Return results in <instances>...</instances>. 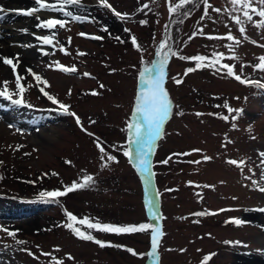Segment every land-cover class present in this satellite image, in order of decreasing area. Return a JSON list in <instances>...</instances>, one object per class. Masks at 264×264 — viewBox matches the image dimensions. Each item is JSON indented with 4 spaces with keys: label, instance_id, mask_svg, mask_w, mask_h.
<instances>
[{
    "label": "rangeland",
    "instance_id": "374dc122",
    "mask_svg": "<svg viewBox=\"0 0 264 264\" xmlns=\"http://www.w3.org/2000/svg\"><path fill=\"white\" fill-rule=\"evenodd\" d=\"M108 2L127 17L118 18L99 0H80L79 5H66V11L81 20L52 10L49 13L54 16L20 15L13 20L15 26L33 21L34 31L26 32L32 43L25 51L19 50L26 54L14 51L15 72L4 63L0 67V90L2 82L8 81L13 99H18L17 73L24 77L21 84L26 88L24 105L0 97V262L150 264L151 230L116 234L89 230L78 222L74 225L113 245L100 247L79 239L65 224L67 212L78 220L88 218L101 224H150L138 169L124 151L141 87L140 73L159 59V45L169 35L171 51L177 54L169 57L166 67L165 88L173 109L147 156L151 170L153 160L157 163L159 186L153 205L164 223L158 264H202L209 254L213 255L207 264H230L240 253L262 255L260 228L251 222L237 225L231 221H245L242 216L248 211L264 219V192L259 191L264 187V89L242 84L215 68H199L185 75L196 62L179 57L202 55L209 57L205 61L208 63L216 58L214 53H223L221 64L235 65L234 71L242 78L264 84V71L255 67L264 57V28L257 27L264 18L253 15L254 22L245 20L246 32L241 34L232 15L242 13L232 11L229 0H209L213 7L208 9V16H204L199 0L195 7L188 5L181 10H190L188 16L170 13L169 0ZM145 4L148 8L143 7ZM31 5L37 7L33 2ZM12 8L20 9L15 4ZM215 8L221 12H215ZM47 19L67 23L64 28L38 27ZM6 24L0 20V41L5 47L27 44L12 42L3 28ZM200 29L203 35L198 34ZM229 32L242 41L232 50L228 48L232 41L209 38L226 37ZM33 34L50 36L52 43L38 45ZM132 36L139 47L133 45ZM57 64L74 66L77 71L62 72ZM28 69L50 86L38 84ZM85 72L90 75L85 76ZM174 78L182 83L176 84ZM41 87L67 105L69 112L76 113L87 131L59 104L52 103L39 90ZM93 91L98 94L93 95ZM225 103L232 109H242V113L229 112ZM3 109L9 111L4 113ZM223 116L229 119L220 118ZM97 138L106 152L116 157V162L107 167H102L104 162L94 142ZM131 147L134 152L135 145ZM164 160L168 163H161ZM230 160L243 164L233 165ZM89 175L93 186L70 192L57 202L41 196L63 191L73 182L82 183ZM201 212L206 214L198 215ZM237 241L240 243H228Z\"/></svg>",
    "mask_w": 264,
    "mask_h": 264
},
{
    "label": "snow or ice",
    "instance_id": "6c2138e0",
    "mask_svg": "<svg viewBox=\"0 0 264 264\" xmlns=\"http://www.w3.org/2000/svg\"><path fill=\"white\" fill-rule=\"evenodd\" d=\"M61 5H79L80 0H59ZM200 3L204 5V16H208V9L212 8L213 6L209 3V0H199ZM232 11L234 12H240L241 15H232V20L235 22L237 26H239V32L241 34H244L246 32V28L244 27L245 20L248 22H254L253 21V15H257L261 18H264V0H229ZM100 5H102L105 8L111 9L112 12L120 19H125L127 17V14H121L117 12L112 5L108 2V0H99ZM198 3V0H179L178 3L173 4L171 0H169V12L172 14H182L184 16L190 15V10L181 12L182 9H185L186 6L192 5L195 7ZM35 4L37 7H33L28 10H22V14L27 16H32L38 11L42 9H52L56 11L63 12V15L66 17H72L73 20H81L82 18L80 16H74L72 12L70 11H64L62 7H57L56 5L49 4L47 0H35ZM144 8H148V5L145 4L143 6ZM5 9L0 8V13H3ZM215 12L220 13L221 9L215 8ZM231 15V13H229ZM243 17V18H242ZM203 18V17H202ZM211 19V17H208ZM182 22V21H180ZM67 21L62 19H47L45 21H42L38 27H43L46 29H56L64 28ZM141 23H147L146 21H141ZM167 27V26H165ZM257 27L264 28V19L260 20V22L257 24ZM105 32L108 31L107 27L103 29ZM125 31H129L126 29ZM198 34L203 35V30H198ZM80 35H85L84 33H81ZM92 39L100 40L103 39V37L100 36H93ZM210 39H227L228 41H232L233 44H229L228 48L230 50L233 49L234 45H239L242 41L234 37L231 32L227 34L226 37H209ZM247 39V37H244ZM40 39L45 44H51L52 43V37L50 36H43ZM133 45H137V40L135 36L131 37ZM171 40V36L169 35L163 42L160 43L159 49L161 50L158 52L159 59L153 62V65L151 68H145L143 72L140 73V82L141 87L138 92V95L135 100V111L133 114L132 122L128 125V147L124 151V155L128 157L129 162L133 163L135 167L141 172H144L145 170L148 171V179L150 181L152 173L150 170V162L147 159V156L152 152V146L157 138L161 136L163 126L165 122L169 119L170 113L173 109V103L172 100L169 98V93L167 89L165 88V80H166V67L169 62L170 56L177 55L175 52L171 51V44L169 41ZM264 47V45H261ZM167 49V51H164ZM83 55V53H81ZM213 56L216 58L214 60H211L208 63H205V61H209V57L197 55L194 57H185L180 56L179 58L182 60H193L196 62L195 67H189L185 71V75L188 73H192L196 71L199 68L209 67V68H215L218 72L221 70L226 71V74L228 76L234 77L237 81H239L242 84H255L258 88L264 89V84H261L259 81H250L248 79L242 78L240 75L236 74L234 71L235 65H229V64H221V59L223 58V53H214ZM233 59H238V57H233ZM259 63L255 66L261 71H264V57L259 58ZM3 63L10 66L13 71L15 72L16 64L13 63L12 59L9 58H3ZM219 66V67H218ZM49 67H52V65H49ZM57 68L62 72H76L77 69L73 66L72 68H67L63 65L57 64ZM37 81L38 84H43L45 86L48 85V82L44 80L39 74L32 72L31 69L27 70ZM85 76H89L90 74L85 72ZM24 79V77H21L18 73L16 74L15 83L17 85L18 92L15 93L19 96L18 99H13V92H11L8 89V81H4L3 88L0 90V97H3L9 101H11L12 104L20 106L24 105L25 101L23 99L24 92L26 91V88L23 84H21V81ZM176 84L182 83L181 79L174 78ZM101 88H103V85H100ZM52 103L59 104L60 108L68 115H71L76 118L77 124L81 125L82 130L87 131L83 128V125L81 124L80 118L76 115L74 112L68 111V106L60 103L54 96L50 95L48 92L44 91V88L41 87L39 89ZM93 95H97L95 91L92 92ZM219 107V105H217ZM225 108L228 109L229 112H237L242 113V109H232L228 106L227 103L224 105ZM180 115H183V113H179ZM197 116L203 115V113H196ZM209 115H215L213 113H209ZM224 120H228V116L220 117ZM236 116H233L232 119H236ZM94 123V122H93ZM88 135H93L92 133H88ZM96 146L101 153L100 159L103 161L102 167H107L110 162H116V157L109 155L106 152V149L102 146V143L97 138L95 141ZM132 145H135V151L132 150ZM193 151H200L199 149H194ZM179 155V154H177ZM264 156V153L261 154ZM205 160H210L211 157H204ZM2 163V162H0ZM161 163L167 164L168 160L161 161ZM192 163H200V161H192ZM228 163L240 166L243 164L242 161H236V160H230ZM2 178V177H0ZM255 183V182H254ZM94 181L92 176H86L84 177L83 182H73L70 186H67L65 190L63 191H51V192H45L41 193V196L49 197L53 200V202H57L58 198L63 197L67 195L70 192H73L78 189L88 188L93 186ZM259 191L264 192V187H259ZM151 210V209H150ZM223 211V210H221ZM261 211H264V209H261ZM206 213L201 212L198 213V215H205ZM67 220L68 223L65 224V227H67L69 230L72 231V233L77 236L81 240L86 241H93L100 247H106V246H113L108 242H103L99 239H96L91 232H85L81 230L79 227H75L74 225L78 222L80 225H86L87 229L89 230H95L103 233H116V234H122V233H136L140 232L143 233L147 230H151V252L149 253L150 256L155 257L157 255V248L159 243V238L162 236V232L154 225L148 224V223H142L140 225H126V226H119V225H112V224H101L100 222H92L88 218L79 219L72 214L71 212H67ZM153 218L155 217V213H153ZM231 222L240 225L245 223L243 220L234 219ZM4 231H7V229H4ZM9 236H15L14 232H8ZM18 243H24L23 241H18ZM228 243H236L239 244L240 242H228ZM118 247V246H117ZM130 253L133 255H137V253L134 252L132 249H127ZM183 251V250H182ZM49 255V254H45ZM211 255L209 254L206 256L202 262V264H207V261L211 258ZM58 264H63L62 261L58 262Z\"/></svg>",
    "mask_w": 264,
    "mask_h": 264
},
{
    "label": "bare ground",
    "instance_id": "6f19581e",
    "mask_svg": "<svg viewBox=\"0 0 264 264\" xmlns=\"http://www.w3.org/2000/svg\"><path fill=\"white\" fill-rule=\"evenodd\" d=\"M97 1V0H96ZM30 0H0V8L5 9L3 13L5 16H0V20L9 23L3 26L6 30H8V34L11 38V41H24L27 44H16V48L9 49L5 47L2 42L0 41V67L3 63V58H9L14 60V51L19 50H26V46L32 43V38L28 36L27 31H34V23L33 21H28L25 25L22 23L21 25H16L14 23V19L18 18V15H15L13 12L10 11L12 9V6L15 4L22 9H27L26 6L30 5ZM51 4L53 5H60L59 0H52ZM63 16V15H62ZM11 23V24H10ZM0 35H2V32H0ZM23 48V49H21ZM18 53V52H17ZM20 54L25 55V52H20ZM21 55H19L20 57ZM26 59V58H25ZM23 60L24 62L26 60ZM44 135L52 137L53 134L45 133ZM242 218L245 220V222H251L254 226H258L260 228V232H262L261 236V243L264 246V222L263 218L260 214L255 212H246ZM0 264H4L0 262ZM230 264H264V250L262 251V255L259 254H253L250 253L249 255L240 253L238 255H235L233 259L231 260Z\"/></svg>",
    "mask_w": 264,
    "mask_h": 264
}]
</instances>
